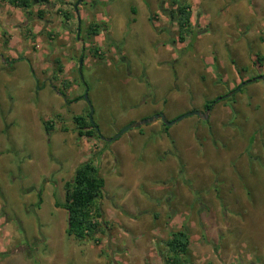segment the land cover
I'll return each instance as SVG.
<instances>
[{"label": "rangeland", "instance_id": "rangeland-1", "mask_svg": "<svg viewBox=\"0 0 264 264\" xmlns=\"http://www.w3.org/2000/svg\"><path fill=\"white\" fill-rule=\"evenodd\" d=\"M77 2L24 11L0 0V264H165V243L182 229L185 264H264V79L251 80L264 76V0H81L74 12ZM177 3L191 12L184 43ZM68 8L79 21L64 42ZM78 40L86 51H76ZM43 43L50 49L38 55ZM144 69L152 84L140 82ZM85 94L104 139L155 109L167 122L191 110L203 117L156 120L105 144L77 134L73 118L89 121V107L74 99ZM205 101L217 104L204 112ZM122 149L135 156L123 168L102 160ZM86 161L105 186L100 227L77 241L54 203Z\"/></svg>", "mask_w": 264, "mask_h": 264}, {"label": "trees", "instance_id": "trees-1", "mask_svg": "<svg viewBox=\"0 0 264 264\" xmlns=\"http://www.w3.org/2000/svg\"><path fill=\"white\" fill-rule=\"evenodd\" d=\"M78 1V0H77ZM35 2L40 6L47 4V0H8L10 6L19 8L24 11L31 7ZM41 14V13H40ZM177 25V40L179 43H184L186 38L192 34V27L190 24L191 12L184 3H177L175 10ZM40 16V15H39ZM67 19V15H64ZM99 25H91L89 27L88 36L98 35ZM78 36L80 34H77ZM97 50H95V55ZM256 80V77L251 79ZM64 83L63 85H65ZM239 91L236 88L232 90L233 95ZM83 97H77L74 101L82 100ZM214 101V100H213ZM213 101H205L203 105L204 112L210 111ZM77 128V134L80 137H98L96 130L90 126L89 121L84 120L80 116L73 118ZM95 126V125H94ZM52 130L49 121L44 122V131L46 134ZM105 182L99 175L98 167L92 161H86L80 164L74 171L71 181L63 185L64 201L63 203H54V207L65 211L66 215V231L67 236L73 237L77 241H83L86 238H92L99 226V219L101 217L100 211L96 208V203L102 198ZM165 246L171 253L170 257L166 258L165 264H185L184 259L189 246V237L185 229L174 232L166 241Z\"/></svg>", "mask_w": 264, "mask_h": 264}, {"label": "crops", "instance_id": "crops-1", "mask_svg": "<svg viewBox=\"0 0 264 264\" xmlns=\"http://www.w3.org/2000/svg\"><path fill=\"white\" fill-rule=\"evenodd\" d=\"M83 3V2H82ZM82 3H78L76 6H75V9H76V12H77V10L79 9V8H82L83 9V7H82ZM94 3V2H93ZM98 3H99V1H98ZM65 6V5H64ZM141 7H143L142 5H141ZM74 9V10H75ZM58 10H59V8H58ZM68 14L70 15V13H69V8H68ZM67 12H64V15H67ZM68 15V16H69ZM67 16V17H68ZM71 16L72 15H70V19L68 20V21H66V22H64L65 24H66V26H65V31H64V34H62V35H60L59 36V39H61L62 41H67V40H69V34H70V30H71V28H72V26H74V27H76L77 28V23H76V19H75V17H74V19H71ZM81 17H83L84 18V16H83V11L81 12ZM83 18H80V22L82 23V19ZM38 19V20H37ZM37 19H35L34 21H32V24H33V27H32V33L33 34H35V38L36 39H39L40 37H41V35H40V33H38L37 32V30L39 31L40 30V28H42V27H40L41 26V24H42V22H43V20L42 19H40V18H37ZM109 20V19H108ZM132 20H134V19H131V21ZM78 21H79V18H78ZM77 21V22H78ZM108 22H110V24H112V18H110V20L108 21ZM118 23H114L115 24V26H114V30H117L120 34H122V31H123V29H124V25L123 24H125V23H123L124 21H122V20H119V21H117ZM135 22V21H134ZM134 22H131V23H134ZM89 26H88V29H89V27H90V25H91V22H89V23H87ZM112 26H113V24H112ZM113 28V27H112ZM42 30V29H41ZM114 30H112V32H109L108 34H112L113 35V31ZM81 33V30L79 31V26H78V31H77V33L76 34H80ZM96 37V36H95ZM34 38V39H35ZM79 38H80V35H79ZM77 39H78V35H77ZM44 44V43H43ZM84 48V45H83V47L81 46V41L80 40H78V43H77V45H76V51H80V50H82ZM22 49V48H21ZM40 49L42 50V52H41V50L39 51H36L37 52V54L39 55L40 53H43V52H46L47 51V49H50V46H48L47 45V43H46V45L44 44V45H42L41 47H40ZM44 49L46 50V51H44ZM19 50V49H18ZM23 50V49H22ZM84 51H86V49L84 48L83 49ZM24 53L25 54H27V53H29V50H28V48H25L24 50ZM37 54L36 53H33V56H34V58L35 57H37ZM48 54V53H47ZM14 55H16V53L14 52ZM5 67H8V64H5L4 65ZM150 70V69H149ZM147 71L148 70H143L142 71V75L143 76H145V78L144 79H142L141 78V80H140V82H142V81H144V80H146V82H147V84L149 83V81L150 80H148L149 78H148V76H147ZM53 74H54V71H53ZM50 76H53L54 78H55V76L54 75H50ZM145 82V81H144ZM150 84H152L151 83V81H150ZM138 85L141 87L142 86V84L141 83H139L138 82ZM189 98V97H188ZM153 100H154V94H153V92L152 91H150V93L147 95V96H145L144 97V104H147V103H150V102H153ZM79 102V101H78ZM143 103H141V104H143ZM204 105V104H203ZM151 109H155L154 107H150ZM159 114L160 112H159V110H157V109H155V110H153V113L152 114ZM154 121H156V120H154ZM154 121L153 122H151V123H154ZM159 121V120H158ZM150 124V123H149ZM153 129V128H152ZM143 130V129H142ZM172 144V147L173 148H175L176 149V144L174 143V142H172L171 143ZM158 146H160V144H157ZM133 150L135 151V148H133ZM129 151L128 149L126 150V149H122L121 151H117V150H114V152H113V155H111L112 154V152L109 154L108 153V155H106V157H105V154H107V153H105L103 156H102V160H106L107 159V157H108V159L110 158H112V157H114L113 158V160H114V162L117 164H119L120 165V167H122L123 168V166H124V164H126L125 162L127 161H129V162H131L132 160H134L135 159V156H133L132 155V153L134 152V151ZM135 152H137V151H135ZM128 157H133V158H130V159H128ZM99 175H100V172H99ZM101 176V175H100ZM102 177V176H101ZM103 178V177H102ZM104 179V178H103Z\"/></svg>", "mask_w": 264, "mask_h": 264}, {"label": "water", "instance_id": "water-1", "mask_svg": "<svg viewBox=\"0 0 264 264\" xmlns=\"http://www.w3.org/2000/svg\"><path fill=\"white\" fill-rule=\"evenodd\" d=\"M81 0H78L77 4L80 2ZM74 12H76V9L74 10ZM82 65V61L80 60L79 63H78V66L80 67ZM264 79V76H258L256 78V80H262ZM251 80H247L243 83L244 84H248L250 83ZM239 88H236V91H238ZM226 97H229V95H227ZM225 96L222 97V98H218L216 99V102H219L221 99H225L226 98ZM83 100L87 103L88 107H89V115H88V119H89V122H90V125H93V122L91 120V116H92V109L90 107V102L88 100V97H87V94H85L83 96ZM200 113L198 111H192V112H189V113H186L180 117H178L177 119L173 120V121H170V122H167L165 121L164 117L161 115V114H156L154 115L153 117L151 118H148V119H144L142 120L141 122H138V123H133V124H130V125H127L124 129H122L119 133H117L114 137L110 138V139H104V138H101L103 141H105L106 143H111L115 140H117L122 134H124L126 131L132 129V128H138L140 127L141 125H144V124H149L151 122H153L154 120H159L161 122H163L166 126H171L172 124L182 120L183 118H187V117H191V116H199ZM96 132H97V135L99 134L98 133V130L97 128H95Z\"/></svg>", "mask_w": 264, "mask_h": 264}, {"label": "flooded vegetation", "instance_id": "flooded-vegetation-1", "mask_svg": "<svg viewBox=\"0 0 264 264\" xmlns=\"http://www.w3.org/2000/svg\"><path fill=\"white\" fill-rule=\"evenodd\" d=\"M174 23H175V22H174ZM174 23H173V24H174ZM227 95H229V97H226ZM224 96H225L226 98L229 99L230 97L233 96V93H232V91H229V92H228L227 94H225ZM218 98H220V96H217V99H218ZM217 103H218V102H217ZM217 103L212 104V106H211L210 109L212 110V108L214 107V105L217 104ZM211 110H210V111H211ZM192 111H197V110H191L190 112H192ZM198 112L200 113V115H199V116H196V117H197V118H201V117H203V111H202V112H201V111H198ZM93 127L96 128V126H94V124H93V125H90V126L88 127V129L91 130ZM96 134H97V132H96ZM100 140L103 141L101 138H100ZM104 143L107 144L105 141H104Z\"/></svg>", "mask_w": 264, "mask_h": 264}, {"label": "clouds", "instance_id": "clouds-1", "mask_svg": "<svg viewBox=\"0 0 264 264\" xmlns=\"http://www.w3.org/2000/svg\"><path fill=\"white\" fill-rule=\"evenodd\" d=\"M226 99V98H225Z\"/></svg>", "mask_w": 264, "mask_h": 264}]
</instances>
